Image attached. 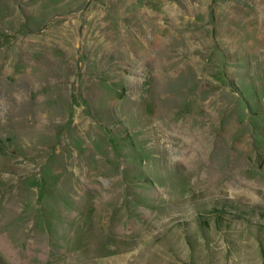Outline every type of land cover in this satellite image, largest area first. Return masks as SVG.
Returning <instances> with one entry per match:
<instances>
[{"label":"rangeland","instance_id":"rangeland-1","mask_svg":"<svg viewBox=\"0 0 264 264\" xmlns=\"http://www.w3.org/2000/svg\"><path fill=\"white\" fill-rule=\"evenodd\" d=\"M0 264H264V0H0Z\"/></svg>","mask_w":264,"mask_h":264}]
</instances>
